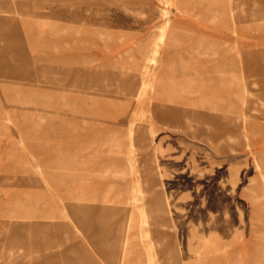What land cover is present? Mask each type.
I'll return each mask as SVG.
<instances>
[{
    "label": "rangeland",
    "instance_id": "374dc122",
    "mask_svg": "<svg viewBox=\"0 0 264 264\" xmlns=\"http://www.w3.org/2000/svg\"><path fill=\"white\" fill-rule=\"evenodd\" d=\"M0 264H264V0H0Z\"/></svg>",
    "mask_w": 264,
    "mask_h": 264
},
{
    "label": "bare ground",
    "instance_id": "6f19581e",
    "mask_svg": "<svg viewBox=\"0 0 264 264\" xmlns=\"http://www.w3.org/2000/svg\"><path fill=\"white\" fill-rule=\"evenodd\" d=\"M215 11V10H214ZM218 17V16H217ZM154 40V39H153ZM176 40V39H175ZM168 41V29H167V24L166 25H164V26H162L161 28H160V32H159V34H158V36H157V38H156V40L154 41V43H153V47H152V49L150 50H148V53H147V55H146V61L149 63V64H154V63H157L158 61H157V56H158V53H159V49H160V46L161 45H163V44H166V42ZM170 41V40H169ZM165 53V52H164ZM144 57V56H143ZM142 57V58H143ZM145 62V61H144ZM148 66V65H147ZM147 68V67H146ZM148 71V70H147ZM145 72H146V70H145ZM153 74V73H152ZM149 80V79H148ZM155 82H156V77H154V79H153V81L152 82H146V81H143V86L144 85H148L149 87L151 86V87H153L154 86V84H155ZM181 89V88H180ZM166 164V163H165ZM164 164V165H165ZM60 165V164H59ZM163 167V166H162ZM164 168V167H163ZM63 170V169H62ZM54 171V170H53ZM171 171V170H170ZM52 172V171H51ZM171 174V173H170ZM162 176V175H161ZM42 177V176H41ZM44 178V177H43ZM46 179V178H45ZM55 180V179H54ZM62 180V179H61ZM64 181H66V180H64ZM41 183V182H40ZM232 183V182H231ZM46 184V183H45ZM45 184H44V186H45ZM58 185V184H57ZM48 186H49V183H48ZM51 186V185H50ZM43 187V186H42ZM45 187H47V186H45ZM54 188V187H53ZM50 189V188H49ZM39 190V189H38ZM178 190V189H177ZM180 190H182V189H180ZM63 191V190H62ZM42 192V191H41ZM59 193V192H58ZM45 195H46V193H45ZM59 195V194H58ZM176 196V195H175ZM60 198V197H59ZM73 206H75V205H73ZM75 208H76V206H75ZM78 210V209H77ZM219 210V209H218ZM142 212H143V210H142ZM77 214H79V213H77ZM77 214H75V215H77ZM161 214H162V212H161ZM212 215V214H211ZM147 216V213L144 211L143 212V217H146ZM217 216V215H216ZM73 217V216H72ZM214 217H215V215H214ZM212 218V217H211ZM146 219V218H145ZM214 222V221H213ZM231 222V221H230ZM210 225V224H209ZM199 226V225H198ZM76 227V226H75ZM195 227V226H194ZM206 230V229H205ZM219 230V229H218ZM79 232H80V230H78ZM40 233V232H39ZM196 233V232H195ZM199 233V232H198ZM201 233V232H200ZM34 234H36V233H34ZM203 235V234H202ZM39 236V235H38ZM213 236V235H212ZM45 237V236H44ZM207 238V237H206ZM217 238V237H216ZM48 239V238H47ZM193 239V238H192ZM204 239V238H203ZM215 239V238H214ZM213 240V239H212ZM225 240V239H224ZM197 241V240H196ZM199 241V240H198ZM203 241V240H202ZM219 241V240H218ZM190 242V241H189ZM228 242V241H227ZM213 243V242H212ZM223 243V242H222ZM221 243V244H222ZM195 244V243H194ZM218 244V243H217ZM190 245V244H189ZM211 245V244H210ZM224 245V244H223ZM196 248V247H195ZM201 248H203L202 246H201ZM191 251V250H190ZM8 260V259H7Z\"/></svg>",
    "mask_w": 264,
    "mask_h": 264
}]
</instances>
